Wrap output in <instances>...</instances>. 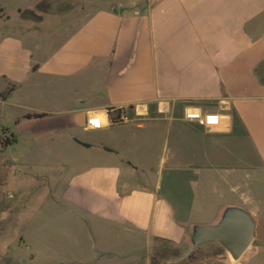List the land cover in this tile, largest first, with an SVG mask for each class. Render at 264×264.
Returning a JSON list of instances; mask_svg holds the SVG:
<instances>
[{"label": "crops", "instance_id": "crops-1", "mask_svg": "<svg viewBox=\"0 0 264 264\" xmlns=\"http://www.w3.org/2000/svg\"><path fill=\"white\" fill-rule=\"evenodd\" d=\"M30 2L0 6V104L23 157L65 165L58 205L78 227L32 260L264 264V0ZM226 204L254 217L248 248L182 257L188 227Z\"/></svg>", "mask_w": 264, "mask_h": 264}, {"label": "rangeland", "instance_id": "rangeland-1", "mask_svg": "<svg viewBox=\"0 0 264 264\" xmlns=\"http://www.w3.org/2000/svg\"><path fill=\"white\" fill-rule=\"evenodd\" d=\"M30 1L0 0V6L12 16L17 7L29 12ZM50 1L55 7L67 4L65 0ZM11 119L9 106L0 104V264H53L44 262L43 249L41 259L32 260L30 249L34 244L59 250L66 247L61 241L78 230L76 220L58 205L56 187L65 165L23 157L21 152L31 149L13 143ZM166 182L162 179V189ZM208 245L212 244L198 248L195 254L218 247Z\"/></svg>", "mask_w": 264, "mask_h": 264}, {"label": "water", "instance_id": "water-1", "mask_svg": "<svg viewBox=\"0 0 264 264\" xmlns=\"http://www.w3.org/2000/svg\"><path fill=\"white\" fill-rule=\"evenodd\" d=\"M255 220L243 207L226 204L216 219L207 224H191L184 237L182 257L206 243L223 247L233 260H237L254 239Z\"/></svg>", "mask_w": 264, "mask_h": 264}, {"label": "built area", "instance_id": "built-area-1", "mask_svg": "<svg viewBox=\"0 0 264 264\" xmlns=\"http://www.w3.org/2000/svg\"><path fill=\"white\" fill-rule=\"evenodd\" d=\"M185 118L196 120L204 126H217L221 121V116L218 113H201L199 111H187L185 112ZM126 120L123 115H119L118 120L115 123ZM86 126L92 129H99L102 127L99 116L93 115L86 119Z\"/></svg>", "mask_w": 264, "mask_h": 264}, {"label": "trees", "instance_id": "trees-1", "mask_svg": "<svg viewBox=\"0 0 264 264\" xmlns=\"http://www.w3.org/2000/svg\"><path fill=\"white\" fill-rule=\"evenodd\" d=\"M0 11H1V8H0ZM4 97H5V94L0 92V98L3 99ZM108 114H109L110 119L112 120V122H116L118 120V118H119V111H111V110H109Z\"/></svg>", "mask_w": 264, "mask_h": 264}]
</instances>
